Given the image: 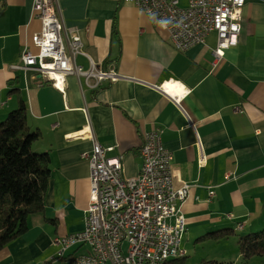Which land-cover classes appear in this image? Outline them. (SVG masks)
Returning <instances> with one entry per match:
<instances>
[{
    "label": "crops",
    "instance_id": "crops-1",
    "mask_svg": "<svg viewBox=\"0 0 264 264\" xmlns=\"http://www.w3.org/2000/svg\"><path fill=\"white\" fill-rule=\"evenodd\" d=\"M32 1L0 3V120L24 100L27 123L40 132L32 149L48 152L50 177L43 210L29 214L24 233L0 249V264H72L88 253L76 244L60 255L52 243L84 225L90 184L81 155L96 141L111 148L106 156L122 158L126 177H135L149 130L160 132L173 155V186L188 185L177 207L194 243L213 241L197 239L219 229L235 235L264 229V0H245L237 44L217 61L214 31L178 50L156 19L131 3L53 0L63 38L72 29L80 33L86 55L76 54L74 62L122 76L91 87L84 76L69 74L60 88L32 68L11 67L19 65L24 45L35 49L31 35L40 21ZM183 86L189 93L180 104L193 126L169 99Z\"/></svg>",
    "mask_w": 264,
    "mask_h": 264
},
{
    "label": "built area",
    "instance_id": "built-area-1",
    "mask_svg": "<svg viewBox=\"0 0 264 264\" xmlns=\"http://www.w3.org/2000/svg\"><path fill=\"white\" fill-rule=\"evenodd\" d=\"M123 1L153 16L178 50L203 43L206 35L214 31L216 61L223 56L224 49L237 44L245 4V0H187L184 6L179 0ZM32 9L40 21V29L31 35L35 51L24 45L19 65L12 68H32L56 88L64 86L69 74L84 76L91 87L122 77L91 61L86 69L74 62L76 54L86 55L80 33L72 29L63 38L62 22L53 0H33ZM152 86L167 92L163 84ZM188 93L189 89L183 86L169 99L193 126L180 104ZM110 149L94 141L91 150L81 155L89 166V203L83 228L52 240L60 246L59 254L69 246L86 244L89 252L76 256L72 264H164L183 256L181 235L185 222L177 202L186 198L188 185L173 186V155L164 147L160 132L143 133L139 148L142 162L135 177L124 175L120 156H106ZM241 226L237 223L238 228Z\"/></svg>",
    "mask_w": 264,
    "mask_h": 264
},
{
    "label": "trees",
    "instance_id": "trees-1",
    "mask_svg": "<svg viewBox=\"0 0 264 264\" xmlns=\"http://www.w3.org/2000/svg\"><path fill=\"white\" fill-rule=\"evenodd\" d=\"M27 117V106L19 97L17 106L0 120V249L24 233L29 214L44 208L50 156L48 152L33 151L32 145L40 138V132L29 127ZM232 235H235L233 229L224 228L208 232L197 241H219ZM237 244L245 259L264 256V229L240 234ZM186 261L181 256L164 264H187ZM200 264L222 262L202 260Z\"/></svg>",
    "mask_w": 264,
    "mask_h": 264
},
{
    "label": "rangeland",
    "instance_id": "rangeland-1",
    "mask_svg": "<svg viewBox=\"0 0 264 264\" xmlns=\"http://www.w3.org/2000/svg\"><path fill=\"white\" fill-rule=\"evenodd\" d=\"M179 1L181 6L186 5V0ZM32 50L35 51V49ZM212 195L213 191L210 190L209 196ZM181 215L185 222L183 213ZM237 233L239 234L221 239L219 243L215 241L194 243V237H196L195 234L192 235L190 230L186 233V230L184 229L182 232L183 235L180 234L182 239L181 247L185 250L183 257L186 258L187 264H200L202 260H216L217 262H222V264H264V256H253L249 259H245L240 255L237 244L240 232ZM76 256H74V258Z\"/></svg>",
    "mask_w": 264,
    "mask_h": 264
}]
</instances>
